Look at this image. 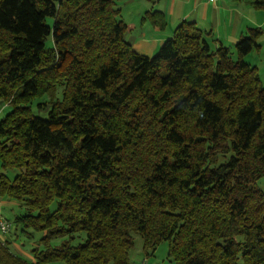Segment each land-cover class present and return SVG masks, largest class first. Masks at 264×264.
<instances>
[{"label": "trees", "instance_id": "16d2710c", "mask_svg": "<svg viewBox=\"0 0 264 264\" xmlns=\"http://www.w3.org/2000/svg\"><path fill=\"white\" fill-rule=\"evenodd\" d=\"M120 14L117 0H0V163L19 171L0 173V198L21 206L19 234L41 233L32 260L0 236V264H131L133 233L175 264H264V86L244 58L262 29L233 58L184 20L150 57ZM44 96L46 119L31 109Z\"/></svg>", "mask_w": 264, "mask_h": 264}, {"label": "crops", "instance_id": "0c3cea01", "mask_svg": "<svg viewBox=\"0 0 264 264\" xmlns=\"http://www.w3.org/2000/svg\"><path fill=\"white\" fill-rule=\"evenodd\" d=\"M142 0H140L141 2ZM147 9L138 10L130 23L123 16L127 25L125 39L133 49L147 56H153L162 44L174 34L179 23L184 20L194 21L199 27L212 32V38L223 45L235 44L249 28L259 27L264 23L257 19V9H253L248 0H146ZM159 10L164 13L167 25L164 30L157 29L147 19V11ZM145 11V12H144ZM262 29V28H261ZM135 33L136 35H133ZM147 257L152 258L151 263ZM174 264L173 261H162L157 258L156 250L150 256L145 255L136 260V264Z\"/></svg>", "mask_w": 264, "mask_h": 264}, {"label": "rangeland", "instance_id": "374dc122", "mask_svg": "<svg viewBox=\"0 0 264 264\" xmlns=\"http://www.w3.org/2000/svg\"><path fill=\"white\" fill-rule=\"evenodd\" d=\"M117 6L121 8L123 16L125 15V18L129 20V22L131 23L133 18L135 17V15L132 14L136 13L138 10H142L143 8L145 9L147 7V2L146 0H142L141 2L140 0H117ZM256 11H259L257 13L258 15L257 19L264 22V10H256ZM135 20H138V18L137 17L134 18V21ZM260 28H262V33L258 38L259 47L253 48L244 58L246 62L257 68V72L261 80V85L264 86V23H262ZM245 34L247 35L248 32ZM133 35L136 34L132 33L131 38H133ZM210 41L211 43L213 42L212 40ZM52 43H53L52 39L49 38L47 40V46L52 45ZM230 45L231 46L229 45H225V46L231 47V50L233 52V58H236L235 44L233 43ZM39 104L42 105L40 106ZM12 109H13L12 105L4 101H0V120ZM31 109L35 116L43 119L48 118L49 111L51 109V104L49 103V97L44 96L42 98L35 99L31 103ZM18 172H19L18 169L15 168L4 169L0 163V173H5L10 178H13ZM20 207L21 206L19 205V203L13 199L0 198V216L6 218L11 223V231L5 236V239H9L10 246L16 252V254L21 255L28 260H32L33 258L31 254L32 249L37 245L36 243L39 237L41 236V233L40 234L36 233L33 238L32 237L29 238L27 235L19 234V230L16 228V224L14 223V218L17 215V213L21 211ZM55 207H56V201L51 204V209H54ZM82 235L84 236V233H82ZM133 242L134 245L130 251V263L136 264L137 258L143 257L145 255V252L143 250V239L139 234L133 233ZM59 243L60 240L51 241L52 245H57ZM168 247L169 246L167 242H162L157 246L156 255L159 260L166 262L171 261V259L168 256ZM151 259L152 258L147 257V261L149 263H151ZM49 264H61V263L55 262Z\"/></svg>", "mask_w": 264, "mask_h": 264}, {"label": "built area", "instance_id": "2783aa9c", "mask_svg": "<svg viewBox=\"0 0 264 264\" xmlns=\"http://www.w3.org/2000/svg\"><path fill=\"white\" fill-rule=\"evenodd\" d=\"M208 1L215 2L217 0H208ZM10 229H11V223L9 222V220L0 216V236L3 241H6L5 236L9 233Z\"/></svg>", "mask_w": 264, "mask_h": 264}]
</instances>
